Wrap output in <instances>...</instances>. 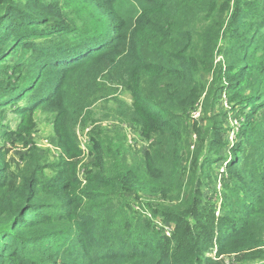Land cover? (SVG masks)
Listing matches in <instances>:
<instances>
[{
	"label": "trees",
	"instance_id": "1",
	"mask_svg": "<svg viewBox=\"0 0 264 264\" xmlns=\"http://www.w3.org/2000/svg\"><path fill=\"white\" fill-rule=\"evenodd\" d=\"M47 1L0 0V131L7 107H48L63 153L42 170L30 156L9 186L0 146V264L55 262L59 251L44 243L64 235L59 264H264V0H80L103 20L82 31ZM24 48L30 63L18 54ZM111 75L145 111L144 174L153 181H178L177 148L187 133L196 137L184 190L151 191L147 201L141 170L125 162L78 178L69 121L115 93ZM222 98L227 112L212 114ZM200 101L204 127L192 118ZM114 199L139 219L112 217Z\"/></svg>",
	"mask_w": 264,
	"mask_h": 264
},
{
	"label": "rangeland",
	"instance_id": "2",
	"mask_svg": "<svg viewBox=\"0 0 264 264\" xmlns=\"http://www.w3.org/2000/svg\"><path fill=\"white\" fill-rule=\"evenodd\" d=\"M49 2L50 0L47 1V4ZM57 2L63 12L64 18L72 20L77 26L76 30L82 31L79 27L85 24L87 29H91L90 25L97 27L99 22L103 21L95 13L92 4H85L80 0H57ZM96 15H98L97 18L95 17ZM188 22L189 20L186 24ZM28 51L29 49L24 48L18 54L22 60L30 63L32 53ZM16 60H18L17 55L11 58L12 62ZM107 82L109 90L115 93L98 100L88 107L77 110L73 119L69 121L70 132L74 134L78 153L72 155L68 162L75 166L78 178L84 182L88 173L97 172L101 165L107 171L111 164L125 162L129 166H136L141 170L139 173V184L143 188V192H141L140 196L147 201L153 200L148 197L151 191L156 193L162 190L175 195L173 189L184 190L188 176L189 158L195 149L196 137L187 133L183 144L177 148L179 151V161L171 167L176 169L178 181H173L172 185L165 187L160 182L153 181L149 174H144L146 167L143 160L151 144L150 132L146 128L144 115H142L145 111L133 99L130 91H127V87L120 82L116 75L109 76ZM202 82L209 84L210 80L202 78ZM78 86L79 83L77 81H71V91L68 93L69 98L74 97ZM34 97L35 93H31L29 98L23 99L22 104L19 106L22 108V111L33 104L35 101ZM69 104H71V99L69 100ZM16 108L17 106L7 107L4 110L1 122L4 128L2 127L3 130L0 131V146L3 145L4 150H7L5 165L11 176L7 179L10 181L7 184L9 186L13 185L11 178L16 174L15 172L25 168L23 164L27 161L29 162L28 158L30 156L35 155L41 170L45 169L47 164H54L63 158L62 150L56 141L54 112L48 107L39 106L32 111L27 112L25 110L24 113L20 114V109L17 110ZM228 108L226 99L222 98L220 103L214 108L212 114L218 113L219 110L226 113ZM204 110L203 103L200 101L195 106V110L192 111V118L198 122L201 121V127H204L203 124L206 122V120H203ZM233 118L230 115L229 126L235 129L237 121ZM233 137L231 134L229 140L233 139ZM165 158L169 160L168 156H165ZM219 166L220 163L215 165L218 173L222 171ZM42 172L44 173L45 170ZM45 174L52 175L51 171H46ZM217 189L220 191V185L217 186ZM221 195H218V208H220ZM158 198L159 194H157L155 200H158ZM130 205L134 211H138L139 207L136 203L132 202ZM109 206L111 216L116 217L119 221L124 219L125 213H127V217L131 222L139 219L138 215L132 216L129 211H126V208L118 200H112ZM140 213L144 216L142 212ZM147 216L150 217L149 214ZM153 222L156 223V219H153ZM166 227L170 228L169 226ZM116 228L120 229V232L128 231L127 224L124 223L116 224ZM66 239L67 237L64 235L61 238L62 241L59 243L53 244L49 240L44 243V247L49 248L52 252L59 251L57 261L54 262V260L46 258L44 264H59L61 254L58 246L64 244Z\"/></svg>",
	"mask_w": 264,
	"mask_h": 264
}]
</instances>
